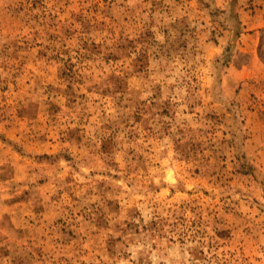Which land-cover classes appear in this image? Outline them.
I'll list each match as a JSON object with an SVG mask.
<instances>
[{"label":"rangeland","instance_id":"rangeland-1","mask_svg":"<svg viewBox=\"0 0 264 264\" xmlns=\"http://www.w3.org/2000/svg\"><path fill=\"white\" fill-rule=\"evenodd\" d=\"M0 264H264V0H0Z\"/></svg>","mask_w":264,"mask_h":264}]
</instances>
